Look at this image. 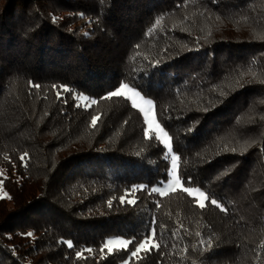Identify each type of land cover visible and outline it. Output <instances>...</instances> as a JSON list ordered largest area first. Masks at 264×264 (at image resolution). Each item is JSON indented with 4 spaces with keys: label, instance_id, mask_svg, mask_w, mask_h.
I'll return each instance as SVG.
<instances>
[{
    "label": "trees",
    "instance_id": "16d2710c",
    "mask_svg": "<svg viewBox=\"0 0 264 264\" xmlns=\"http://www.w3.org/2000/svg\"><path fill=\"white\" fill-rule=\"evenodd\" d=\"M0 187V264H264V0H0Z\"/></svg>",
    "mask_w": 264,
    "mask_h": 264
},
{
    "label": "snow or ice",
    "instance_id": "6c2138e0",
    "mask_svg": "<svg viewBox=\"0 0 264 264\" xmlns=\"http://www.w3.org/2000/svg\"><path fill=\"white\" fill-rule=\"evenodd\" d=\"M55 19V18H54ZM36 88H39V85H33ZM55 87V86H54ZM66 91V89H65ZM126 93H131V95L128 96V99H130L132 101V107L133 108H140V111L144 113V118H145V122L148 125V128L144 130V135L145 137L148 136V131L155 128L156 130V139L157 140H161V134H163V137H167L168 134L167 132L164 131V129L161 127V125L159 123H156L155 118H150L149 116V111H146L144 108L140 107V105L137 103L136 99H134L133 97L138 96L139 93L134 91L133 88L129 87V85L127 83H121L114 91H110L108 93L109 97H123L126 95ZM60 95V90H57V96L59 98ZM93 104L96 103L95 100L92 101ZM144 103L146 105L151 106L152 105V101L151 100H145ZM98 119L99 117L97 116H92L91 118V124L92 126H96L98 123ZM233 152L235 151V149L232 150ZM5 159H8V157H5ZM21 159L23 160V157H21ZM175 161H176V157H173V169H175ZM175 180V185L173 186V191H175V186L180 185V180L176 179L175 176L173 177ZM191 181V177H189V182ZM183 192H185L189 197H195L197 194L200 198L203 199H197L196 203L198 204V206L200 207V209H204L206 207V204L204 201H207L209 199L208 196L205 195V193L203 191H200L199 188H192V187H183ZM157 191H160V189L158 188H153L152 192L155 193ZM163 194V193H161ZM120 202L123 204L125 202V197L121 196L120 197ZM128 204H133L135 203L134 200H128L127 201ZM211 204L216 206L217 208H219L221 211H225V209L221 206V204L216 200V199H211ZM28 236H32L33 234L31 232L27 233ZM153 235H155V230H153ZM64 243H67V246L69 249L73 248V244L71 241H64ZM109 243H111V241H109ZM121 244L122 247L127 248L128 243H131V241H120L119 242ZM141 250H143L144 252H151L152 251V244H151V238H146L144 242H141L139 244V246L136 248L135 251H132L130 254L132 257H136L138 255L139 252H141ZM81 255L80 252H76V256L79 257Z\"/></svg>",
    "mask_w": 264,
    "mask_h": 264
},
{
    "label": "rangeland",
    "instance_id": "374dc122",
    "mask_svg": "<svg viewBox=\"0 0 264 264\" xmlns=\"http://www.w3.org/2000/svg\"><path fill=\"white\" fill-rule=\"evenodd\" d=\"M61 16H65L66 20L69 21V24L75 28V30L80 34V35H84V36H89L91 31L94 29V19L90 16L89 12L86 13L84 11H80L78 12V14H68V12H63L61 13ZM130 87V86H129ZM133 88V87H131ZM134 91L138 92L139 95L138 96H135L133 97L134 99H136L137 103L140 105V107L144 108L146 111H149V116L150 118H155L156 120V117H155V113H154V106H153V102H152V105L149 106V105H146L144 103L145 100H150L149 98H146L144 97L137 89L133 88ZM131 95V93H126L125 96H129ZM85 99V97L81 98V100L83 101ZM131 101V100H130ZM152 101V100H151ZM132 103V101H131ZM140 110V108H138ZM144 116V113L141 112ZM145 119V118H144ZM156 123L157 120H156ZM148 128V125L146 123V129ZM149 134H155L157 135L156 133V130L155 128L151 129L148 131V135ZM161 142H163V144L165 145L166 147V156L167 158L169 159L170 161V169H169V177H168V180L163 182V183H160L158 185H155L153 188H158L160 189V191H157L159 194L163 193H167L168 191L172 190L173 189V186L175 185V180H174V176L176 179H179V176L177 174V157L176 155L171 151L170 149V142H169V139L168 137H163V134H161ZM176 157V161H175V169H173V157ZM182 186V183L180 181V185L178 186H175V188L177 187H181ZM1 188V187H0ZM152 188V189H153ZM200 191H202L200 189ZM3 197V192H1V189H0V198ZM196 197V200L197 199H203V198H200L198 196V194L195 196ZM205 202V201H204ZM127 241L126 239H123V238H110L107 242V245L109 248H119V249H124V247L121 246V244L119 243L120 241ZM109 241H111V243H109ZM144 242V241H142ZM129 244V243H128ZM128 246V245H127ZM139 246V245H138ZM137 246V247H138ZM136 247V248H137ZM135 248V250H136ZM134 250V251H135ZM122 264H127V261L123 262Z\"/></svg>",
    "mask_w": 264,
    "mask_h": 264
}]
</instances>
